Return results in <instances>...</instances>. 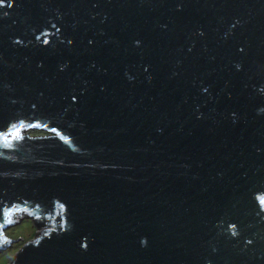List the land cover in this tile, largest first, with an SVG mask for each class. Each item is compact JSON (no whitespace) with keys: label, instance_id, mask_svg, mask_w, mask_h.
Wrapping results in <instances>:
<instances>
[{"label":"water","instance_id":"95a60500","mask_svg":"<svg viewBox=\"0 0 264 264\" xmlns=\"http://www.w3.org/2000/svg\"><path fill=\"white\" fill-rule=\"evenodd\" d=\"M23 211L9 264H264V0H0V250Z\"/></svg>","mask_w":264,"mask_h":264},{"label":"rangeland","instance_id":"374dc122","mask_svg":"<svg viewBox=\"0 0 264 264\" xmlns=\"http://www.w3.org/2000/svg\"><path fill=\"white\" fill-rule=\"evenodd\" d=\"M14 134L17 136L28 135L31 137H43L48 136L49 132L37 127H21L15 130ZM15 219L5 229V234L7 238L13 240L20 239L13 241L7 248L0 250V264H9L22 246L33 239L39 232L28 214H18Z\"/></svg>","mask_w":264,"mask_h":264},{"label":"trees","instance_id":"16d2710c","mask_svg":"<svg viewBox=\"0 0 264 264\" xmlns=\"http://www.w3.org/2000/svg\"><path fill=\"white\" fill-rule=\"evenodd\" d=\"M16 135V134H15ZM19 136V135H18ZM23 213H25V211H23V212H20V213H18V214H23ZM17 214V215H18ZM22 216V215H21ZM16 217H14L9 223H11L13 220L15 221L16 219H15Z\"/></svg>","mask_w":264,"mask_h":264}]
</instances>
